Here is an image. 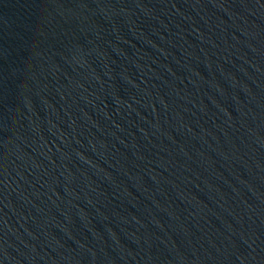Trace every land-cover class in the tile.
<instances>
[{
    "label": "water",
    "instance_id": "95a60500",
    "mask_svg": "<svg viewBox=\"0 0 264 264\" xmlns=\"http://www.w3.org/2000/svg\"><path fill=\"white\" fill-rule=\"evenodd\" d=\"M0 264H264V0H0Z\"/></svg>",
    "mask_w": 264,
    "mask_h": 264
}]
</instances>
